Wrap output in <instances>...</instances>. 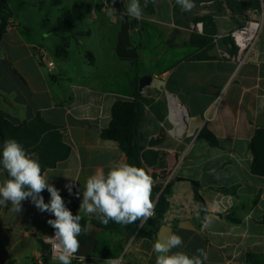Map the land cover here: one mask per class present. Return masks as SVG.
Segmentation results:
<instances>
[{"label": "crops", "instance_id": "0c3cea01", "mask_svg": "<svg viewBox=\"0 0 264 264\" xmlns=\"http://www.w3.org/2000/svg\"><path fill=\"white\" fill-rule=\"evenodd\" d=\"M6 2L13 16L0 45V116L23 126L40 115L55 128L43 136L45 145L69 153L43 174L69 210L79 214L90 175L127 163L115 142L101 138L113 103L132 100L134 82L143 75L153 78L143 96L166 94L169 111H161L158 102L156 114L146 108L139 126L142 167L152 175L153 187L162 185V191L171 185L169 208L154 239L137 235L141 223L134 233L129 225L113 233L100 229L93 253L78 264H156L153 245L170 234L183 238L182 247L173 251L191 256L206 250L205 264H247L248 253L264 255V176L252 174L250 150L255 131L264 129V2L194 0L192 10L183 11L176 0H147L146 7L140 0L142 18L125 16L138 53L135 60L115 53L120 20L108 15L113 0ZM128 2L119 0L122 12ZM74 6L82 20L71 32L57 31V21L67 20ZM251 15L261 23L260 34L253 55L237 68L225 58L236 52L229 35ZM61 44L67 46L66 57L56 56ZM150 47L158 53L147 57ZM167 94L182 106L184 123L173 115L174 102ZM203 129L214 135L217 146L198 139ZM4 179L0 168V182ZM191 181L199 183L208 212L200 226L194 221L199 206ZM233 186L234 194L216 190ZM41 195L50 202L46 189ZM157 195L152 194L153 201ZM21 208L16 213L10 203L0 206V264H35L39 255H46L43 239L52 230L47 221L54 215L39 211L31 198ZM80 215L100 220L96 214Z\"/></svg>", "mask_w": 264, "mask_h": 264}, {"label": "clouds", "instance_id": "9594fccd", "mask_svg": "<svg viewBox=\"0 0 264 264\" xmlns=\"http://www.w3.org/2000/svg\"><path fill=\"white\" fill-rule=\"evenodd\" d=\"M176 3L183 11H191L195 6L194 0H176ZM144 6H147V0ZM108 15L120 21L125 16L139 20L143 9L140 0H129L119 16L116 9L110 6ZM0 168L7 174V178L0 182V206L7 207L10 203L12 209L19 213L21 202L31 198L39 211L54 215L55 219H49L47 223L55 233L48 236L46 242L51 244L53 258L59 264H72V259L80 250L78 237L86 230L80 223L81 212L96 214L103 225L112 221L125 226L134 222L146 223L154 215V180L144 167L116 162L106 172L100 170L90 175L84 185L79 214L76 215L66 207L59 190L49 183L38 159L33 158L14 138L6 139L0 147ZM66 187L71 193V186ZM45 189L50 193L49 203H45L41 195ZM182 245L183 238L178 234L157 240L153 245L154 252L158 254L156 264H205L208 260V253L202 248L191 256L183 251H173Z\"/></svg>", "mask_w": 264, "mask_h": 264}, {"label": "trees", "instance_id": "16d2710c", "mask_svg": "<svg viewBox=\"0 0 264 264\" xmlns=\"http://www.w3.org/2000/svg\"><path fill=\"white\" fill-rule=\"evenodd\" d=\"M13 13L8 7L6 0H0V45L9 26V19ZM83 14L77 6H74L70 17L63 21L58 20L56 30L61 32H71L76 23L82 20ZM66 44H61L55 48L57 57H66ZM158 102L152 101L149 97L143 96L138 90V79L134 82V92L132 100L119 99L115 101L111 108V120L109 125L101 131V138L115 142L121 152L124 153L127 163L142 167L141 151L143 144L139 140V126L146 117V108L149 112L156 114V106ZM160 118V117H159ZM161 119V118H160ZM55 131V128L45 122L40 115H36L30 122L23 126H15L0 116V147L6 139L14 138L21 143L24 148L38 159L41 164L42 172L47 168L55 166L56 162L65 158L69 149L65 148L64 152L59 154L54 147H47L43 136L49 132ZM198 139H205L211 146H217V139L207 130H201L198 134ZM250 150L253 155L251 172L253 175L264 176V129H257L250 141ZM5 172V171H4ZM6 178L7 174L5 172ZM194 202L199 206V218H195V224L200 226L205 220L208 212L205 203L199 195V183L191 181ZM170 183H167L159 195L154 205V216L149 218L146 223H143L138 229L140 222L129 224V231L134 233L137 229V235L140 237L153 240L159 225L162 222L163 215L169 208L168 196L170 195ZM162 189V185L153 187L152 194L157 195ZM237 187H221L216 188L217 191L225 193H235ZM73 215L76 213L71 209ZM231 221H236L229 215H226ZM82 228L86 229L88 224H95L104 231L109 233L119 232L124 228V225L110 221L107 225L101 224L100 220L81 219ZM80 244L86 242V230L78 237ZM45 257V256H44ZM247 264H264V255L248 253ZM79 259L73 260L72 264H78Z\"/></svg>", "mask_w": 264, "mask_h": 264}, {"label": "water", "instance_id": "95a60500", "mask_svg": "<svg viewBox=\"0 0 264 264\" xmlns=\"http://www.w3.org/2000/svg\"><path fill=\"white\" fill-rule=\"evenodd\" d=\"M114 7L119 13H122L123 8L119 4V0H115ZM115 53L120 59H128L135 60L138 58V53L134 45L130 41V22L126 17H124L123 21H120V29L117 34V44L115 47ZM153 78L149 75H143L138 80V90L143 92L147 87H149L152 83ZM160 191L155 198L154 205L161 194ZM142 224H140L141 226ZM101 228L96 226L95 224H88L86 226V234L87 239L86 242L81 245L80 250L77 253V256L81 259L88 257L91 253H93L96 246L95 233L97 230ZM47 253V249H45Z\"/></svg>", "mask_w": 264, "mask_h": 264}, {"label": "built area", "instance_id": "2783aa9c", "mask_svg": "<svg viewBox=\"0 0 264 264\" xmlns=\"http://www.w3.org/2000/svg\"><path fill=\"white\" fill-rule=\"evenodd\" d=\"M107 1L108 0H105V3ZM258 1L262 3L264 2V0H258ZM260 30H261V23L258 20L254 19L251 15L250 20L246 21L241 28L230 33L229 36L231 38L233 46L236 49V52L235 54L232 55L225 54V58L234 62L237 68L241 67L247 61V59L251 55H253L254 45L260 34ZM48 66L51 67L52 63H49ZM54 233L55 230L52 228L50 234L43 239V242L47 247V253L45 257L43 255H39V257L35 260V264H43L46 260H56L53 258L52 255L51 244L46 242L47 237L53 236ZM76 259H81V258H79L76 254L75 258L72 259V261Z\"/></svg>", "mask_w": 264, "mask_h": 264}, {"label": "rangeland", "instance_id": "374dc122", "mask_svg": "<svg viewBox=\"0 0 264 264\" xmlns=\"http://www.w3.org/2000/svg\"><path fill=\"white\" fill-rule=\"evenodd\" d=\"M151 44H152V46L151 47H153L154 46V44H156V40H155V38L153 37V36H151ZM151 47L146 51V56L147 57H150V56H152L153 54H155L156 52L158 53V51H155V50H151L150 51V49H151ZM56 60V59H55ZM56 61H58V60H56ZM144 70V67H143V64L141 65V72ZM149 94H146V96H148ZM166 94H164V93H162V92H160V91H155V92H153V93H151V97H150V99L152 100V101H155V98L157 99L156 101L157 102H161L162 101V103H161V106H160V110L162 111V110H168L169 111V109H168V106H167V103H166ZM171 126V125H170ZM171 127H173V126H171ZM174 132V131H173Z\"/></svg>", "mask_w": 264, "mask_h": 264}, {"label": "bare ground", "instance_id": "6f19581e", "mask_svg": "<svg viewBox=\"0 0 264 264\" xmlns=\"http://www.w3.org/2000/svg\"><path fill=\"white\" fill-rule=\"evenodd\" d=\"M169 96V98H171L174 102V107L172 106V111H173V115L175 116V118L181 119V121H183V123L185 122L184 118L181 116V112H180V107H182L175 99V97L171 94H167ZM176 109V110H175ZM178 113V115H177ZM179 116V117H178Z\"/></svg>", "mask_w": 264, "mask_h": 264}]
</instances>
